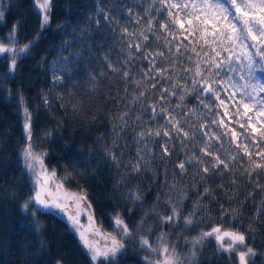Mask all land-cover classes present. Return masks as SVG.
I'll return each instance as SVG.
<instances>
[{
  "label": "trees",
  "instance_id": "obj_1",
  "mask_svg": "<svg viewBox=\"0 0 264 264\" xmlns=\"http://www.w3.org/2000/svg\"><path fill=\"white\" fill-rule=\"evenodd\" d=\"M128 5L133 6V11L148 8L147 0H52L51 22L41 29L33 0H0L4 10L0 42L7 45L13 24H18L15 35L20 46L34 42L18 60L14 74L8 72V57L0 56V264H90L87 250L64 218L34 212L31 206L27 212L21 210L33 192L22 159L27 143L25 110L30 116L33 152L46 154L44 164L49 172L55 170L65 189L86 195L101 231L115 233L112 221L116 213L133 230L135 223L155 206V212L146 219L147 229L117 254L115 264H147L149 260L154 263L158 255H149L140 241L147 239L154 248L162 230L167 233L166 240L170 237L178 241V249L189 250L194 236L217 226L243 233L246 244L256 253L250 264H264V168L249 163L243 146L248 137L259 141L255 147L250 145V151L264 148L259 135L264 126L253 133L247 127L248 117L237 115L220 127L212 125L223 139L222 144L211 141L212 151L227 159L230 167L214 171L207 165L208 173L202 171L206 165L195 160L194 166L186 165V170L178 167L179 161L192 158L193 148L201 159H211L200 151L198 127L193 129L196 136L187 138L183 147L168 141V155L162 154L167 139L162 135L166 121H151L153 127L149 129L147 119L137 122L131 115L128 126L119 128L120 122L115 118L125 110L139 114L141 105L130 99L135 91H145L147 103L155 102L157 107L160 96V92L147 86L149 81L137 77L129 85L107 67L110 62L122 60L117 49L128 52L123 48L125 41L120 39L126 23L121 17ZM105 12L110 17L107 23ZM127 23L131 31L144 30L143 24ZM177 31L181 34L175 39L164 30L151 34L152 50L167 52L166 39L171 41L173 53L181 42L189 49L203 45L196 34L185 39L187 33L178 26ZM205 39H210V35ZM250 45H254L256 60L264 63L256 51L259 43L250 41ZM180 52H184L182 46ZM63 57L69 59L63 62ZM56 73H63V78L54 81ZM190 100L191 95L183 103ZM216 110L222 114L218 102ZM204 116L213 118L204 109L199 116L193 113L191 122L199 124ZM216 119L219 122V117ZM136 127L145 132H161V136L143 137L149 153L140 159L139 172L133 169L138 148L142 147L133 131ZM231 130L237 136L229 143ZM233 152L238 154L236 159L231 158ZM174 205L179 219L173 225H161L160 217L171 214ZM186 218L192 223L187 224ZM190 263L237 264L234 254L221 252L210 242L198 249L197 260Z\"/></svg>",
  "mask_w": 264,
  "mask_h": 264
},
{
  "label": "snow or ice",
  "instance_id": "obj_2",
  "mask_svg": "<svg viewBox=\"0 0 264 264\" xmlns=\"http://www.w3.org/2000/svg\"><path fill=\"white\" fill-rule=\"evenodd\" d=\"M6 2L7 0H4V3ZM147 2L148 8L143 10L133 11L132 5L127 6L126 14L121 17L126 20V23L120 39L125 41L123 48L128 49V52L125 54L122 48L117 49L122 60L110 62L107 67L110 73L120 74L126 84L131 85L137 77L149 81L147 86L160 92L159 107L155 102L148 104L145 91L137 90L130 99L133 103L141 105L139 114L125 110L115 120L120 122L121 130L128 126L131 115H135L137 122L142 118L147 119L149 129L153 127L151 121H166L162 132L163 137L167 138L162 145L163 155L170 153L168 141H175L183 147L187 138L196 136L193 129L198 127L200 135L196 138L201 140L200 151L211 159H201L193 148L192 158L179 161V169L183 171L186 170V165L194 166L195 160L206 165L202 169L204 173L210 170L207 165H210L214 171L227 170L230 167L229 161L219 152L212 151L211 141L215 140L217 144L223 143L222 136L217 135L211 127L212 125L220 127L224 123L222 119L219 122L216 119L220 115L216 110L217 102L219 105H225L226 100H232L233 107L238 108L242 105L245 114L251 112L252 116L248 118L247 127L251 128L253 133L258 131L256 123L264 126V95H261L264 93V82L256 75L258 70L264 72V63L257 61L250 51H244L245 48L254 47L247 43L251 38L259 43L260 47L256 51L264 60V0H147ZM33 4L37 8V14L41 20L40 27L43 29L51 22L52 0H33ZM133 17L136 19H132ZM103 18L107 23L110 19L109 14L105 12ZM3 19L4 10L0 7V23H3ZM128 21L135 26L143 24L144 30L131 31ZM156 21L160 22L156 23ZM96 25L99 29V19L96 20ZM185 25L188 27L186 28ZM177 26L187 33L185 39L196 34L198 40H203V45L199 49L196 47L189 49L181 42L175 46L176 52L173 53L171 41L166 39L167 52L153 51L149 44L150 35L164 30L175 39L181 34L177 31ZM17 27L18 24H13L7 37V45L0 42V54H9V74H14L18 58H23L34 46V42L19 45L15 35ZM66 30L64 27L63 31ZM209 35L210 39H205ZM189 43L191 44L192 41ZM181 46L184 52H180ZM238 47L239 51H237ZM65 51H67V45ZM68 59L69 57H63L62 61L66 62ZM158 63L159 66H157ZM254 65L257 67H253ZM62 78L63 73H56L53 79L55 81ZM137 88H139L138 84ZM189 95L191 100L183 103ZM176 109L181 111L177 112ZM204 109H207L213 118L209 120L207 116H204L199 124L191 122L192 114L196 113L199 116ZM236 115H239L238 111ZM254 119L256 123H253ZM240 127L245 125L241 124ZM24 131L27 143L22 152L23 167L25 175L33 183V192L21 205V210L27 212L31 206L34 212L64 218L87 250L90 264H98L101 261L104 264H115L117 254L124 247L122 241L125 238H131L128 226L119 213H116L112 222L117 235L109 236L110 243H105L103 246L93 243L91 237L100 234V230L95 221L92 204L83 193H74L65 189L62 180L56 178L54 169L49 172L44 164L46 154L33 152L30 116L26 110ZM133 131L136 134L137 143L142 145L138 148L137 159L133 165V169L139 172L140 159L149 153L148 142L143 137L161 136V132H145L142 127H136ZM231 132L229 143L234 142L237 136L235 130ZM259 135L261 141H264V131H260ZM258 144L259 141L255 138L249 140L245 137L243 141L244 155L249 157L250 164H254L255 168L259 169L264 168V148L254 152L249 150L250 145L255 147ZM237 155L233 152L231 158L236 159ZM112 159H116L114 154ZM241 163H243L242 160ZM135 199L138 200L140 197L136 196ZM82 217L86 223L82 222ZM178 219L177 206L174 205L171 214L161 216L159 223L173 225ZM185 222L191 224L192 220L186 218ZM117 236L120 238L117 239ZM166 237L167 233L162 230L157 238L156 247L153 248L147 239H142L140 244L148 250L149 255L155 252L163 257V260L157 261L156 264H180L175 247L169 250ZM208 237H214L218 248L223 252L228 254L235 252L238 264H250L251 257L256 254L254 249L246 244L243 233L222 232L221 227L217 226L202 233L199 238L191 242L193 250L190 258L196 256L197 247L202 245ZM226 238L227 244H225ZM57 264L60 262L57 261ZM147 264H152V261L149 260Z\"/></svg>",
  "mask_w": 264,
  "mask_h": 264
},
{
  "label": "rangeland",
  "instance_id": "obj_3",
  "mask_svg": "<svg viewBox=\"0 0 264 264\" xmlns=\"http://www.w3.org/2000/svg\"><path fill=\"white\" fill-rule=\"evenodd\" d=\"M239 15V14H237ZM250 41H253L251 40V38H249L248 40V44L250 45ZM238 50L239 47H238ZM244 51L248 52L250 51L252 54L254 49L251 48V49H247L245 48ZM0 56H9V54H0ZM255 56V54H254ZM20 58H18L19 60ZM256 59V58H255ZM253 67H257V65H254ZM246 71V69H245ZM256 75L257 77H259L261 79L262 82H264V75L262 73H260L259 71L256 72ZM243 83V82H241ZM261 95H264V93H262ZM220 108L222 110V114L219 116V120H223V122L225 123V121H228L231 119V116L233 115H236L237 111L239 112V115L238 116H246L249 118V116H252V113L249 112L247 114H245L244 112V109L242 107V105H240L238 108L236 107H233V101L232 100H226V104L225 105H220ZM253 123H256L255 119L253 120ZM262 125L259 124V123H256V127L257 129H260ZM263 127V126H262ZM153 212H155V206L153 205V207L149 208L147 211H146V215L144 214V217L141 218V220L137 221L135 223V225L133 226V230H130L129 229V232L131 233V238H125L122 242L124 244V247L123 249L121 250V252H119L118 254L122 253L125 249H126V246H128V243L130 241H133L137 238L138 235H140L141 231L144 229V231L147 229L146 227V219L148 218V216H150ZM82 222L86 223V221H84V218L82 217ZM66 221V220H65ZM100 230V229H99ZM221 231L223 232L224 230L221 229ZM169 232H172V230H170ZM172 234V233H171ZM117 235V230L115 229V233H105L103 231L100 230V234H97V235H94L91 237L92 239V242L95 243L97 246H103L105 243H110V240H109V236H116ZM201 235L199 236H194V238L192 239V241L196 238H199ZM120 237L117 236V239H119ZM167 241V244L169 245V250L171 251L172 250V247L174 246L175 247V252L177 254V256H179L180 258V264H182L183 260L186 261V264H191L190 261H195L197 260L198 258V249H201L202 245H208V242H210V244L212 243V246L217 248L219 251L223 252L222 250H220L218 248V245H217V242L215 240L214 237H208L204 240L203 244L198 246L197 247V250H196V256L194 258H190L191 257V251L193 250L192 249V243L190 244V249L187 250V249H184V250H180L178 249L177 247V244H178V241H176V239H171L170 237H168V240ZM191 241V242H192ZM172 243H174V245H172ZM228 241H227V238L225 239V244H227ZM149 253V252H148ZM154 255H158L156 256L155 258V262L152 263V264H156L157 261H162L163 260V257L161 255H159L158 253H152ZM151 254V255H152ZM228 254V253H227ZM235 256V260L238 264V261H237V258H236V253L233 252L231 254H228V255H233Z\"/></svg>",
  "mask_w": 264,
  "mask_h": 264
}]
</instances>
